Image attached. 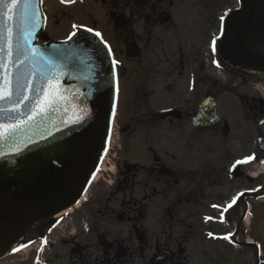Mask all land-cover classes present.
<instances>
[{"label":"flooded vegetation","instance_id":"flooded-vegetation-1","mask_svg":"<svg viewBox=\"0 0 264 264\" xmlns=\"http://www.w3.org/2000/svg\"><path fill=\"white\" fill-rule=\"evenodd\" d=\"M48 1L42 41L90 28L117 61L110 146L81 200L0 264H264V82L220 21L241 1ZM72 16L88 23L51 31Z\"/></svg>","mask_w":264,"mask_h":264},{"label":"water","instance_id":"water-1","mask_svg":"<svg viewBox=\"0 0 264 264\" xmlns=\"http://www.w3.org/2000/svg\"><path fill=\"white\" fill-rule=\"evenodd\" d=\"M241 3L243 10L227 21L231 57L264 73V0ZM31 5L27 15L17 10L4 20L15 39L12 54L8 46L0 54V83L10 79L13 92L11 101L0 100V257L33 225L81 198L108 149L116 106L113 60L102 41L82 30L65 42L39 44L45 24L41 0ZM33 23L35 60L23 40ZM53 91L59 104L44 107L45 94ZM81 108L87 119L74 123Z\"/></svg>","mask_w":264,"mask_h":264},{"label":"snow or ice","instance_id":"snow-or-ice-1","mask_svg":"<svg viewBox=\"0 0 264 264\" xmlns=\"http://www.w3.org/2000/svg\"><path fill=\"white\" fill-rule=\"evenodd\" d=\"M42 2V0H41ZM76 0H61L62 4H71V3H75ZM31 0H0V54H2L5 50V47L8 46V50H9V54H12V45H11V41L13 39H15L14 36L8 35V33H10L11 29L8 27V25L4 22L5 19L7 20H11L13 19V17L16 15L17 10H19L21 13H23L24 15H27V10L29 9V7H31ZM38 9H34L33 11V17H35L36 15H38ZM227 15V13L225 15H222L220 17V21H221V25H222V32H224L225 34L227 33V24L225 21V16ZM79 26L77 25H73L74 29H77ZM35 31V23L32 24V27L30 30L26 31L24 33L23 36V40H24V47L27 49L28 53H31L32 55V59L35 60L36 56L38 55L36 53L35 50L31 49L30 47V40L32 39L33 36V32ZM87 32H92V29H86ZM76 31H73L70 35H69V39H71L72 37H74L76 35ZM96 36H100V33H95ZM217 39H219V37L214 38L212 41V50L213 52L216 51V41ZM105 48H108V45L105 43L104 44ZM109 53H111V49L109 48ZM113 70H112V75L113 77H115V65L117 64V61L113 60ZM4 57L3 55H0V72H3L4 70ZM52 80H56L57 77L56 76H52L51 77ZM4 80V77L2 75H0V82H2ZM11 84L12 81L9 79L7 81V83H0V100H4V99H8L9 101H11V97L13 95L12 89H11ZM50 88L55 90L57 88L56 84H51ZM5 89H7V95H5ZM116 91L118 93L119 88L118 85L116 87ZM27 99V98H25ZM59 104V99L57 96V93L55 91H53L50 94H45V98L43 101V106L44 107H55ZM44 107L41 108V111L44 110ZM112 114L113 116L115 115V111H116V106L115 104L112 105ZM80 115H78L77 119H75L73 122L74 123H83L86 119H87V115L86 113V109H79ZM3 126H0V136H3V131H2ZM11 131H15L14 129ZM251 157L245 158L244 160H238L236 161V164L233 165V167L235 168L236 165H240L243 163H247L249 160H251ZM242 195V194H241ZM236 203V198L233 199L232 203L228 204L226 207L223 208L222 212H221V216H223L224 213H226L230 208L233 207V205ZM213 207H218L217 205H213ZM206 219H213V217H208ZM212 233H209V236H212ZM223 239L229 240L231 241L232 239V234H228L224 237H222ZM43 245L47 244V240L42 241ZM15 251H19V249H15ZM39 252H43V247L39 250ZM37 264H39V256L37 257Z\"/></svg>","mask_w":264,"mask_h":264},{"label":"rangeland","instance_id":"rangeland-1","mask_svg":"<svg viewBox=\"0 0 264 264\" xmlns=\"http://www.w3.org/2000/svg\"><path fill=\"white\" fill-rule=\"evenodd\" d=\"M50 2H51V0L48 1L47 5L50 4ZM81 21L79 20V18L77 16H72V18H66L65 17L64 19H60L58 21L53 20L50 29L52 32H57L58 30H61V28L63 27V29H66V31H68L69 25L71 22L72 23L75 22L77 24H79V23L87 24L88 23L87 20L84 18H82ZM263 82H264V77H263Z\"/></svg>","mask_w":264,"mask_h":264}]
</instances>
